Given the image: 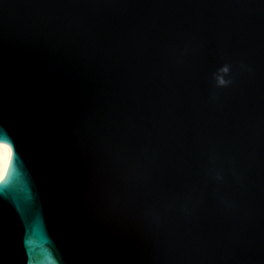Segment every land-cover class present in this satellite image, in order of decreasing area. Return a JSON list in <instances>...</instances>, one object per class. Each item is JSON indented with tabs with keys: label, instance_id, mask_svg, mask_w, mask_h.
Here are the masks:
<instances>
[{
	"label": "water",
	"instance_id": "1",
	"mask_svg": "<svg viewBox=\"0 0 264 264\" xmlns=\"http://www.w3.org/2000/svg\"><path fill=\"white\" fill-rule=\"evenodd\" d=\"M0 264H264V0H0Z\"/></svg>",
	"mask_w": 264,
	"mask_h": 264
},
{
	"label": "bare ground",
	"instance_id": "2",
	"mask_svg": "<svg viewBox=\"0 0 264 264\" xmlns=\"http://www.w3.org/2000/svg\"><path fill=\"white\" fill-rule=\"evenodd\" d=\"M9 157V147L0 142V179L5 173Z\"/></svg>",
	"mask_w": 264,
	"mask_h": 264
}]
</instances>
